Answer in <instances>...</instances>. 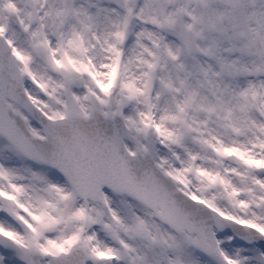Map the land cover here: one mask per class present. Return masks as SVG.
<instances>
[{"label": "snow or ice", "instance_id": "obj_1", "mask_svg": "<svg viewBox=\"0 0 264 264\" xmlns=\"http://www.w3.org/2000/svg\"><path fill=\"white\" fill-rule=\"evenodd\" d=\"M0 264H264V0H0Z\"/></svg>", "mask_w": 264, "mask_h": 264}]
</instances>
